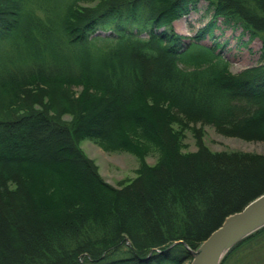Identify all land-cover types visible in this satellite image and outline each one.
I'll return each mask as SVG.
<instances>
[{"label":"trees","instance_id":"trees-1","mask_svg":"<svg viewBox=\"0 0 264 264\" xmlns=\"http://www.w3.org/2000/svg\"><path fill=\"white\" fill-rule=\"evenodd\" d=\"M90 1L0 0V46H13L17 52L22 47L34 63L17 73L0 63V76L5 77L0 80V93L10 111L0 116V161L11 156L31 168L8 178L0 172V201L10 204L25 193L43 212L55 216L47 237L50 246H57V260L51 264H185L192 258L186 246L196 250L217 227L202 238L186 226L185 221L195 214L194 196L200 198L203 191L169 183L164 202L158 203L163 211L166 208L158 221L152 219L149 201L139 202L131 211V200L124 195L157 175L171 157L178 162L201 157L214 163L233 162L200 155V151L184 154V134L173 125L187 129L189 120H202L223 135L264 140V128L258 126L264 124V0H100L91 7H79ZM201 1L208 2L213 15L188 42L173 24L196 11ZM219 20L241 30L240 40L262 41L259 66L234 76L220 65L224 59L217 53L219 43L215 47L200 44L208 36L214 38ZM74 86L84 92L59 95L66 104L57 116L43 107L41 111L34 108L41 105L45 90L37 95L25 91L45 87L69 91ZM102 102L108 111L119 112V117L101 132L89 129L87 118ZM64 114L72 120L62 122ZM37 131L64 136L68 157L50 164L31 155ZM193 131L201 144L199 132ZM87 140L107 151H125L142 159L145 151L154 148L159 160L151 167L143 160L139 179L119 192L100 181L93 162L82 155L79 145ZM50 165L59 170H46ZM34 168L43 172L36 173ZM74 183H81L84 190ZM91 183L98 195L90 199ZM178 212L185 218L178 217ZM59 221L68 226L56 225ZM139 228L143 237L135 234ZM263 241L264 229L238 245L222 264H244V253ZM62 242L73 245L71 250H65ZM50 246L46 251L54 249ZM263 249L251 252L252 257L258 256L256 264H264L260 261Z\"/></svg>","mask_w":264,"mask_h":264},{"label":"rangeland","instance_id":"rangeland-1","mask_svg":"<svg viewBox=\"0 0 264 264\" xmlns=\"http://www.w3.org/2000/svg\"><path fill=\"white\" fill-rule=\"evenodd\" d=\"M98 1L100 0L79 3V7H91ZM212 15L213 13L208 11V2L201 1L198 3V9L196 11H192L189 15L174 22V30L179 35L189 39L188 42H191L199 30L207 25ZM217 26L213 32L214 38L208 36L200 44L205 47H215L217 43L220 44L217 47V53L224 59V62L221 60L223 64L221 63L220 65L226 68L228 73L239 76L245 73V71L259 66L263 46L261 40L249 41L248 37L240 40L241 30L226 27L222 23V20H219ZM2 62L6 65L7 71H12V73H17L21 68L28 70L34 66L32 59L28 60L26 51L22 47L17 52L13 46H0V63ZM154 66L153 68H155ZM4 78L0 76V80ZM27 90L32 91V95H37L40 91L45 90V94L42 95L41 100L42 106L36 104L34 108L35 110L41 111L43 107L50 110V115L53 116H57L61 112V106L66 104L63 103L62 98H58L59 95L61 96L63 92L70 95H78L84 92L78 86L72 87L69 91L66 88L60 89L58 87L49 90L48 87H45V89L40 88L39 90L28 88L25 91ZM102 103L103 105L96 106L91 110L87 118L89 129H99L101 132L108 131L116 123L119 112L117 113L113 109H109L108 111L106 104L104 102ZM9 112L5 96L2 92L0 93V116H7ZM18 115L21 116L23 113L20 112ZM60 120L62 122H70L72 118L64 114L61 115ZM188 123L189 128L187 129L173 125L176 131H182L184 134V145L181 152L184 154H198L200 151V155L207 153L206 155L208 157L217 158L218 160L227 157L229 158L228 161L231 159L234 163L223 164L221 162L214 163L205 160L178 162L171 157L169 165L165 166L157 175H151L135 184L133 186L134 188L130 189V192L124 195V197L129 201L131 200V211L139 202L149 201L148 208L153 206L151 208V214H153L152 219L158 221L165 214L166 208L163 211L159 207V204L164 202L163 195H165L164 192L167 190L169 183L177 186L184 185L195 191H203L200 198H198L199 195L194 196L195 214L193 212V217L191 216L192 220L185 221L187 228L191 232L203 238L209 234V231L213 227L215 228L217 226L216 230L222 227L224 221L230 214L242 213L251 203L264 196L263 192L240 206H234L235 203L245 196L248 190L257 186L254 171L260 164H264V140L244 139L236 136L223 135L212 125L202 120H189ZM258 126L259 128H264V124ZM194 129L201 136V144L197 142L198 139L194 136ZM34 141L36 147L30 154L32 155L34 153L37 155V159L40 162L43 161L51 164L55 160L68 157L64 152L66 148L64 136H56L45 131H37L34 136ZM27 144L31 145L32 143L28 142ZM79 147L82 155L93 162L92 167L96 168L98 177H101V179L99 178L100 181L102 180L109 188H114L119 192L124 187H130V185L132 187V183L139 179L138 172L143 160L146 166L150 167L155 166L159 160V152L154 148L145 151L143 153L144 155L142 154V159L135 154L125 151H107L95 142L88 140L83 141ZM6 158L4 161H0V172L6 177H13L23 169L31 170L25 163L11 160V156H7ZM46 170L55 171L59 169L50 165L46 166ZM35 171L40 174L43 172L41 168ZM72 172L75 175L78 173L75 170ZM61 174L65 176L66 172L62 171ZM86 180L89 182L88 179ZM74 185L84 190V186L81 183H74ZM89 186V189H91L88 193L91 194V196L89 195L91 199L93 195H98L96 193L97 187L94 183L89 184ZM149 197L150 199H148ZM88 200L85 199V202L88 203V206H91L92 204ZM0 203V264H51L55 262L57 258L54 253L57 252V246H50L49 244L52 241L50 238H47L50 237L51 231L49 230L51 228L50 226L54 225L55 216L50 215L47 211L43 212L25 196V193L20 194V197L10 202V204L2 200ZM230 210L231 213H228ZM222 211H225V213L219 215ZM176 215L185 218L179 212ZM55 224L61 227L68 226L66 225L67 223H62V221ZM121 226L131 228L129 224H121ZM141 226L143 227L144 225ZM147 227L151 228L153 234H156V230L152 225ZM216 230L211 232L209 236ZM135 234L138 237H143L145 233L139 228V230L135 231ZM41 241L44 242L40 244ZM179 243H182V241ZM62 245L67 251H70V248L73 246L66 242H62ZM48 246L54 249L46 251V247L48 248ZM260 247L264 248V241L260 245L254 246L251 251L244 253L243 257L245 259L243 263L256 264L258 256L252 257L251 252ZM51 250L54 251L51 252ZM261 253L262 259L260 261L263 263L264 251H261ZM186 264H190V261Z\"/></svg>","mask_w":264,"mask_h":264},{"label":"water","instance_id":"water-1","mask_svg":"<svg viewBox=\"0 0 264 264\" xmlns=\"http://www.w3.org/2000/svg\"><path fill=\"white\" fill-rule=\"evenodd\" d=\"M263 227L264 196L251 203L242 213L227 218L198 251H192V264H220L232 248Z\"/></svg>","mask_w":264,"mask_h":264},{"label":"bare ground","instance_id":"bare-ground-1","mask_svg":"<svg viewBox=\"0 0 264 264\" xmlns=\"http://www.w3.org/2000/svg\"><path fill=\"white\" fill-rule=\"evenodd\" d=\"M200 160H206L205 157H201ZM254 176L256 177L257 180V186L248 190L245 193V196L240 199L237 203H235L234 206H240L243 203H245L246 201H248L249 199L255 197L256 195H258V193L262 192L264 190V164H260L258 168L255 169L254 171ZM225 213V211H222L221 213H219V215ZM235 213L230 214L229 217L234 216ZM227 217V218H229ZM261 243H259L260 245Z\"/></svg>","mask_w":264,"mask_h":264}]
</instances>
